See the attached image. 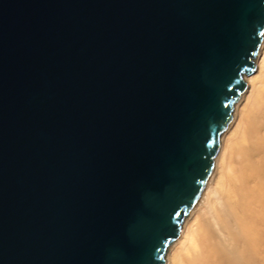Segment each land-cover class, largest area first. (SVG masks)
<instances>
[{"label": "water", "instance_id": "water-1", "mask_svg": "<svg viewBox=\"0 0 264 264\" xmlns=\"http://www.w3.org/2000/svg\"><path fill=\"white\" fill-rule=\"evenodd\" d=\"M263 36L264 0H0V264H164Z\"/></svg>", "mask_w": 264, "mask_h": 264}, {"label": "bare ground", "instance_id": "bare-ground-1", "mask_svg": "<svg viewBox=\"0 0 264 264\" xmlns=\"http://www.w3.org/2000/svg\"><path fill=\"white\" fill-rule=\"evenodd\" d=\"M254 63L164 264H264V36Z\"/></svg>", "mask_w": 264, "mask_h": 264}]
</instances>
